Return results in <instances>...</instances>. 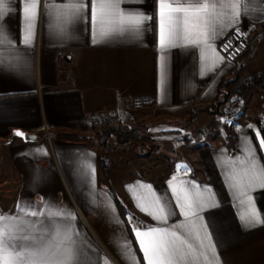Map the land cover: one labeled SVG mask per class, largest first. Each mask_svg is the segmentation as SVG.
Masks as SVG:
<instances>
[{"label":"crops","instance_id":"crops-1","mask_svg":"<svg viewBox=\"0 0 264 264\" xmlns=\"http://www.w3.org/2000/svg\"><path fill=\"white\" fill-rule=\"evenodd\" d=\"M52 2L41 0L31 44L23 43L25 0H9L0 20V214L43 223L49 229H67L81 264H105L106 258L111 264H147L134 229L149 228L178 231L197 247L195 232L202 239L206 232L220 264H264V224L244 226L240 217L247 204L241 201L246 197L232 179L244 167L240 160L245 159L249 140L259 163L264 164L260 145L264 115L243 126L232 125L233 146L198 148L195 173L184 167L162 173L151 165L154 174L142 173L139 163L140 175L126 178L118 172L119 165L112 168L115 165L100 161L102 146L93 142L91 123L93 115L118 109L122 121L146 127L145 135L155 134L171 149L181 147L177 139L185 130L172 136L167 130L170 116L185 117L195 106L212 104L226 79L243 74L247 80L264 73V17L260 13L264 5L253 0L246 10L244 0H238V21L232 24L230 8L218 9L224 15L216 21V35L207 45L178 43L162 50L159 0L121 3V9L153 19L145 22L139 35L116 32L99 43L94 42L90 8L84 17L62 24L50 11ZM64 2L54 0L55 4ZM86 2L90 5L91 0ZM239 24L245 26L247 48L254 41L253 49L249 54L225 57L219 43ZM250 96L244 98L253 106ZM138 97L149 98L150 105L132 109L131 102ZM217 116L201 111L195 121L216 123ZM45 125L55 134L49 140L43 135ZM15 128L34 131L38 141L24 142L18 137L8 141ZM185 192L193 198L200 192L208 201L187 218L181 208ZM250 195L264 216V188L257 187ZM157 197L167 214L166 223L138 207L142 203L156 210ZM29 212L44 215L26 216ZM143 239L147 243L150 238Z\"/></svg>","mask_w":264,"mask_h":264},{"label":"snow or ice","instance_id":"snow-or-ice-1","mask_svg":"<svg viewBox=\"0 0 264 264\" xmlns=\"http://www.w3.org/2000/svg\"><path fill=\"white\" fill-rule=\"evenodd\" d=\"M123 2L126 0H91L89 5L86 0H65L62 4H55L53 0L50 11H54L57 19L63 24L72 18L84 17L90 8L89 19L94 42L99 43L116 32L139 35L145 22L153 19L151 15H145L139 11L121 9L120 5ZM244 2L247 10V5L253 0H244ZM255 2L264 5V0H255ZM8 3L9 0H0V20L8 11ZM40 4L41 0H25L23 7L24 44L32 43ZM225 7L232 10L231 17L234 25L240 16L238 0L228 4L220 3L219 0H159L160 48L164 50L178 43L207 45L208 41L216 35V21L224 15L218 9ZM260 13L264 17V6L261 7ZM16 135H22V133L17 132ZM257 136H259L258 130ZM260 145L264 150V140L260 141ZM245 152V159L240 160V164L244 167L240 172L234 173L232 179L235 181L233 186L240 188L241 195L246 197V201H241V203L247 204V210L240 219L245 227H253L264 224V216L256 209L253 197L250 195L255 188H264V164L259 163L256 149L251 146V140L248 141ZM140 187L151 188L150 185H140ZM130 190L133 191L134 198L139 201V197L135 196L131 186ZM205 191L210 190L205 189ZM183 200L184 204L181 208L186 218L195 215L196 209L208 203L200 192L195 194V198L185 192ZM208 200H211V197ZM155 204L156 210L152 211L142 203H138V207L151 215L153 219L166 223L167 214L158 197L155 199ZM25 215L36 217L44 213L29 212ZM134 231L147 264H220L215 245L211 244V236L206 232L203 239L199 231L195 232L197 247L178 231L161 228H149L146 231L134 229ZM145 237L150 238L147 243L143 239ZM204 240H208L209 243L205 245ZM209 253H211V259ZM0 264H81V262L67 229H49L43 223L37 224V222H28L17 216L0 214ZM105 264H111V261L106 258Z\"/></svg>","mask_w":264,"mask_h":264},{"label":"rangeland","instance_id":"rangeland-1","mask_svg":"<svg viewBox=\"0 0 264 264\" xmlns=\"http://www.w3.org/2000/svg\"><path fill=\"white\" fill-rule=\"evenodd\" d=\"M245 50H247V43L241 54L237 56L244 55L243 52ZM256 77L258 79L251 76L247 80H244L245 75L237 74L236 78L225 80L229 82L228 87H225L228 96L219 108V116H217L218 120L216 123L215 121L213 123L197 122L195 118L190 116V113L180 118L170 116L171 121L167 122V130H171L172 136H174L173 132L179 133L181 129L185 130V133L180 136V139H177L180 144H183L181 147H172L171 149L169 143L162 142L161 139L155 137V134L145 135V127L144 134L141 135L139 141H130L122 145L118 144L114 137H110L104 148L101 147L102 160L100 161L103 162L106 160L109 164L115 165L112 166V168L119 165L118 167L120 170L118 172L124 174L125 178L132 175H140L141 172L148 174H154L156 171L162 173L178 172V169L182 167H184V169L186 168L184 171H187V168H189L190 172L195 173L198 171L194 168L198 166L196 160V150L198 148H211L212 146L220 147L224 146V143L233 146L235 132L231 129L232 125H238L240 123V125L243 126L251 122V119H254V117L256 118L258 115H264V113L260 112L264 109V106L259 105V103L264 104V73ZM260 93L261 95H259ZM247 94H251L250 97L253 100L251 102L253 106L246 104L248 98H244V96H247ZM211 106L212 104L196 107L207 109L200 110L201 112L210 110ZM233 116L236 117L235 120ZM121 120L122 119L116 122L120 128L126 129L133 127V122L127 123ZM236 120L237 122H234ZM92 127L95 131L93 133L94 139L97 130L101 129L95 128L94 125H92ZM176 136L178 137L179 135L176 134ZM172 142H174V140ZM168 149L170 150L169 152ZM139 163L141 165V172L138 168ZM149 165L154 166L155 169L157 168L158 170H152ZM115 171L114 169L111 170V174H114ZM109 184L110 183H108V185ZM113 186L117 187L114 180Z\"/></svg>","mask_w":264,"mask_h":264},{"label":"built area","instance_id":"built-area-1","mask_svg":"<svg viewBox=\"0 0 264 264\" xmlns=\"http://www.w3.org/2000/svg\"><path fill=\"white\" fill-rule=\"evenodd\" d=\"M246 44L245 26L239 24L229 30L224 38L219 43V48L225 57H235L241 54ZM239 49V51H237ZM205 83L201 85L203 87ZM150 99L147 97H138L132 100V109H142L150 105ZM121 118L120 110H112L107 114H95L91 118L92 125L97 129L106 128L110 124L118 122ZM122 121V120H121ZM43 135L47 139L55 136L54 132L47 125L43 126Z\"/></svg>","mask_w":264,"mask_h":264},{"label":"trees","instance_id":"trees-1","mask_svg":"<svg viewBox=\"0 0 264 264\" xmlns=\"http://www.w3.org/2000/svg\"><path fill=\"white\" fill-rule=\"evenodd\" d=\"M253 43H254V41L249 44V47L247 48V50L244 51L245 54H249L252 51ZM256 76H254L255 79H258ZM228 85H229L228 81H225L220 85L218 97L212 103L210 110L207 111L208 113L218 114V112L220 110L219 109L220 106L225 102V100L228 96V92L225 91V87L226 86L228 87ZM200 110H207V109H203L202 107H196L195 106L191 109L190 116L192 118H195L197 113L200 112ZM144 130H145L144 126L122 129L118 126V124L113 123V124H110L106 128H103L101 130H97V134L94 137L93 142H95V144H97L99 146L103 145L102 147L104 148L107 140L110 137H114L115 140L118 142V144L123 145L127 142H130V141H139L141 138V135L144 134ZM121 209H122V207H121Z\"/></svg>","mask_w":264,"mask_h":264},{"label":"water","instance_id":"water-1","mask_svg":"<svg viewBox=\"0 0 264 264\" xmlns=\"http://www.w3.org/2000/svg\"><path fill=\"white\" fill-rule=\"evenodd\" d=\"M17 132L22 133V135H16ZM13 137L21 138L24 142H36L39 139V135L34 131H24L22 129L15 128L11 131V134L8 137V141Z\"/></svg>","mask_w":264,"mask_h":264}]
</instances>
